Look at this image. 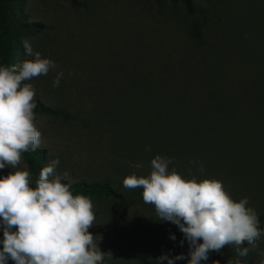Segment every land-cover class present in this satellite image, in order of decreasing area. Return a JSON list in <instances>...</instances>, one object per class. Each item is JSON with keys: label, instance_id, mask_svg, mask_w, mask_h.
Segmentation results:
<instances>
[{"label": "rangeland", "instance_id": "374dc122", "mask_svg": "<svg viewBox=\"0 0 264 264\" xmlns=\"http://www.w3.org/2000/svg\"><path fill=\"white\" fill-rule=\"evenodd\" d=\"M77 2V6H72L68 0H22V10L29 21L43 25L42 32L27 41L34 52L58 65L28 83L35 88V99L71 115L64 121L35 114L34 123L42 133L39 149L46 155L44 166L58 157L57 172L67 171L70 175V180L65 181H108L124 197L123 201L91 199L96 219L88 231L95 237L99 250L106 254L103 264H156L166 245L155 247L152 243L166 234L169 221L156 217L154 207L143 202L139 193L142 189L124 188L123 179L130 175L149 176L150 162L158 154L173 158L169 173L175 169L185 180H191L194 174L197 182L217 180L224 189H233L239 185L238 163L231 160L225 178L219 175L217 157L203 155V136L180 143L177 155L172 154L168 141L170 127L183 126L190 131L199 128L203 134V127L216 126V113H208L201 107L180 110L173 116L165 114L156 121L127 118L126 126L130 129L127 136L122 116L125 106L118 98L119 91L138 77L153 85L159 94L172 96L173 82L187 89L176 90L177 95L192 97L194 102L189 105L199 106L198 95L211 90L214 76L227 85L234 82L239 68L237 60L249 58V46L255 41L251 40L250 31L258 27L257 20L264 19V6L258 4L255 8L256 0H193L198 14L188 17L179 4L170 0ZM201 16H204L203 44L197 45L188 38L187 29ZM258 41L264 55V33ZM26 59L33 57L25 54ZM247 63L240 71H244L242 79L249 87L254 74L252 65ZM60 71L64 77L59 87H53V79ZM124 78L126 82L121 83ZM167 82L170 85L164 86ZM196 82L200 89L192 88ZM129 97V102L138 108L132 112L138 113L147 103L160 101L154 92L139 87L131 90ZM137 123H141L148 138L161 134L158 141L149 140L150 154L143 144V147L137 144L133 132ZM189 161H198L204 172H197L198 165ZM137 164L141 167L136 168ZM25 165L21 159L17 168L6 166L0 170V178L15 171H27ZM243 171L251 188L264 189V155H249ZM168 225L170 243L184 249L187 243L184 234L172 222ZM2 247L0 243V250ZM144 254H148L146 259ZM8 264L14 262L9 260Z\"/></svg>", "mask_w": 264, "mask_h": 264}, {"label": "clouds", "instance_id": "9594fccd", "mask_svg": "<svg viewBox=\"0 0 264 264\" xmlns=\"http://www.w3.org/2000/svg\"><path fill=\"white\" fill-rule=\"evenodd\" d=\"M21 43L33 59L0 66V170L6 166L17 168L22 153L40 147L42 133L34 123L36 91L28 81L58 67L34 52L29 41ZM63 77L64 73L58 72L53 87H59ZM172 162L173 158L157 155L150 162L149 176L130 175L122 183L129 190L142 189L143 202L154 207L156 217L178 226L189 244L188 264H200L208 259L209 252H219L225 246L234 247L240 258L256 251L264 230L259 227L256 211L248 207V198L234 201L217 180L197 182L194 174L191 180H185L175 169L169 173ZM59 163L57 157L41 169L35 189L30 186L28 171L0 178V264H8L9 260L14 264H103L106 254L88 231L96 219L92 201L72 194V183L64 182L70 180L69 172L58 173ZM189 164L198 165L197 172H204L198 161ZM188 171L192 174L191 168ZM183 259V254L174 258L164 255L157 258L156 264L164 260L174 264V260ZM234 264H241V260L235 259Z\"/></svg>", "mask_w": 264, "mask_h": 264}, {"label": "trees", "instance_id": "16d2710c", "mask_svg": "<svg viewBox=\"0 0 264 264\" xmlns=\"http://www.w3.org/2000/svg\"><path fill=\"white\" fill-rule=\"evenodd\" d=\"M68 1L72 6L78 5L77 0ZM170 1L173 4H179L188 17H194L198 14L193 0ZM255 3V8L258 7V4L264 6V0H256ZM203 18L204 16H201L198 22L191 24L187 29L188 38L197 45L203 44V20H201ZM257 23L258 27H254L250 31V36L252 35L251 40L255 41L249 46L251 49L249 58L237 60L236 67L239 66V68L236 69L235 67L238 73L235 74L234 82H230L227 85L222 79L219 80L217 79L219 77L214 76L211 90H208L206 93L201 92L198 95L199 106L191 107L189 105L194 102L192 97L177 95L176 90H187L184 89V85H181V88H179V85L172 82L170 89L174 94L167 96L154 91L153 85L140 81L138 77L135 78L132 84H125V89L123 87L120 89L123 91H119L118 98H121L120 100L125 106L122 116L124 117L123 124L127 136L130 133V129L126 126L125 122L127 118L135 119L136 121H141L140 119L142 118L156 121L166 115L173 116L180 110H194L200 107L207 109L208 113H216V126L203 127V134L200 133L199 128H193V131H190L188 130L189 128L183 126L170 127L168 141L171 152L173 155H177L176 152L180 150L178 149L180 143H189L192 140L201 139L203 136L204 144L202 148L205 150L203 155H214L217 157L216 166L219 175L225 178L228 163L231 160L237 162L236 182L239 185L233 189H225V191L236 202L247 197L249 200L248 207L256 211L260 219L259 227L264 230V189L251 188L243 171L245 160L249 155H264V55L258 44V39L264 33V29H262L264 27V19L257 20ZM42 30L43 25L41 23L29 21L28 15L23 12L22 0H0V66H12L22 63L26 54L21 43L22 40L34 37L42 32ZM241 60L242 62L239 63ZM247 62L252 65L254 74L249 87H246L242 79L244 71H240ZM123 80L125 81L121 83L126 82V78ZM169 85V82L164 84V86ZM136 87L154 92L160 101L153 102L152 104L147 103L144 109L143 107L141 108L143 111L141 109L138 110L139 113L132 112L133 108H138L134 107L131 104L132 102H129V94ZM192 88L200 89L201 87L196 82V85H193ZM138 97L140 99L143 98L141 95ZM35 100L37 107L34 109V114L64 121H68L71 118L70 113L66 110L51 107L40 100ZM137 124L133 130L136 133L137 144L142 147L144 145L146 152L150 154L151 152L148 149L151 143L149 140L153 142L158 141L161 134L148 138L143 134L144 129L140 126L141 123ZM202 148L199 150L201 151ZM21 159L25 162L27 166L26 170L30 174V186L35 189L39 173L46 161V155L43 150L37 148L35 152L22 153ZM210 172L212 176V170ZM64 182L69 183L70 181ZM71 191L74 196L84 195L90 199L110 198L120 201L124 199L121 193L108 181L92 183L81 181L72 183ZM139 193H142V190ZM168 224L165 229L166 234L156 240V243L153 242L152 245H155V247L158 245H163L164 247L166 245L165 251L162 249L161 256L167 255L169 258H174L181 254L185 256L183 260H174V264H188V259H190L188 256L189 244L187 242L184 249H182L179 244L170 243ZM202 242V240L199 241V243ZM258 244L259 247L256 251H250L248 256L243 258L236 255L234 247L225 246L219 252H209L208 259L202 261L200 264H228L230 260L234 264L235 259H240L241 264H259L258 260L260 258L264 260V256L260 255L261 252H264V237L261 238ZM243 246L247 247V243ZM144 256V259H146L148 254H144ZM161 264H168V262L164 260Z\"/></svg>", "mask_w": 264, "mask_h": 264}]
</instances>
